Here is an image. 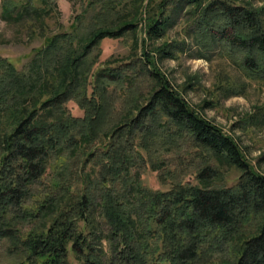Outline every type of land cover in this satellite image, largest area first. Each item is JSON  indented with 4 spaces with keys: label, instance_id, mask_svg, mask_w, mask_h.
Segmentation results:
<instances>
[{
    "label": "trees",
    "instance_id": "trees-1",
    "mask_svg": "<svg viewBox=\"0 0 264 264\" xmlns=\"http://www.w3.org/2000/svg\"><path fill=\"white\" fill-rule=\"evenodd\" d=\"M146 1L149 38L188 8L195 47L220 46L264 85L261 11L235 0ZM0 10L5 22L50 16L49 0H4ZM136 26L77 42L45 37L28 73L0 57V243L13 264H264V175L234 138L195 111L148 54L92 71L94 46ZM161 150L168 156L152 160ZM220 164L239 172L233 185H215ZM148 167L164 170L169 188L144 186Z\"/></svg>",
    "mask_w": 264,
    "mask_h": 264
},
{
    "label": "rangeland",
    "instance_id": "rangeland-1",
    "mask_svg": "<svg viewBox=\"0 0 264 264\" xmlns=\"http://www.w3.org/2000/svg\"><path fill=\"white\" fill-rule=\"evenodd\" d=\"M161 1L156 0V3ZM235 1L261 11L264 22V0ZM146 3L145 0L140 11L135 9L134 0H49L50 16L43 18L42 23L28 18L5 22L0 14V57L11 61L18 71L28 73L32 51L43 45L45 37L64 33L77 42L89 38V33L97 29L112 31L137 20V26L130 34L104 38L94 46L88 57L93 63L92 71L105 64L116 66L148 54L187 103L233 137L255 171L264 175V85L246 78L222 55L220 46L205 53L195 47L185 32L183 15L188 8L170 18L161 38H149L146 35L149 16L147 9L144 10ZM36 6L43 7L40 3ZM71 27H75L74 30ZM66 107L76 117L83 115L72 102ZM167 156L166 151L161 150L152 160L158 162ZM220 167L221 174L215 185H233L239 172L225 164ZM163 171L148 167L140 176L143 185L152 190L169 188ZM187 179L192 181L189 176ZM7 247L0 243V264L14 263Z\"/></svg>",
    "mask_w": 264,
    "mask_h": 264
}]
</instances>
